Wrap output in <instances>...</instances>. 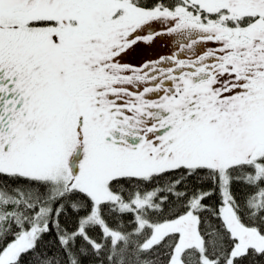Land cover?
Returning a JSON list of instances; mask_svg holds the SVG:
<instances>
[{"label": "snow or ice", "instance_id": "snow-or-ice-1", "mask_svg": "<svg viewBox=\"0 0 264 264\" xmlns=\"http://www.w3.org/2000/svg\"><path fill=\"white\" fill-rule=\"evenodd\" d=\"M0 264H264V0H0Z\"/></svg>", "mask_w": 264, "mask_h": 264}]
</instances>
